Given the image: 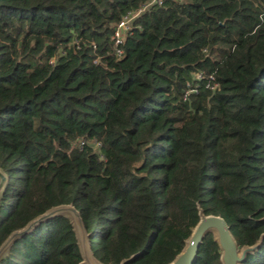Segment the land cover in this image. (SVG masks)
<instances>
[{
  "label": "trees",
  "instance_id": "obj_1",
  "mask_svg": "<svg viewBox=\"0 0 264 264\" xmlns=\"http://www.w3.org/2000/svg\"><path fill=\"white\" fill-rule=\"evenodd\" d=\"M146 2L0 0V244L63 204L103 264H169L197 207L239 249L264 235V0H163L115 56L116 25ZM219 257L209 233L193 264ZM80 261L59 216L0 264ZM241 264H264V237Z\"/></svg>",
  "mask_w": 264,
  "mask_h": 264
},
{
  "label": "water",
  "instance_id": "obj_2",
  "mask_svg": "<svg viewBox=\"0 0 264 264\" xmlns=\"http://www.w3.org/2000/svg\"><path fill=\"white\" fill-rule=\"evenodd\" d=\"M7 177L0 169V198L5 189ZM198 222L194 226L189 238L184 242L182 251L169 264H193L203 238L212 233L219 248L220 264H241L247 255L255 252L262 243L264 235L260 236L258 242L252 246H244L239 249L235 239L230 233L225 220L220 216L205 215L197 207ZM67 218L73 228L81 261L78 264H103L95 259L92 254L89 234L87 233L83 220L78 210L72 205L54 206L44 213L30 220L24 227L11 232L0 244V260L8 253L15 241L27 235L36 226L56 217ZM131 257L121 261L119 264H127Z\"/></svg>",
  "mask_w": 264,
  "mask_h": 264
},
{
  "label": "built area",
  "instance_id": "obj_3",
  "mask_svg": "<svg viewBox=\"0 0 264 264\" xmlns=\"http://www.w3.org/2000/svg\"><path fill=\"white\" fill-rule=\"evenodd\" d=\"M163 2V0H147V2L142 6L141 9L137 11H132L129 12L127 15H125L122 20L116 25L114 33L112 35V43H113V48H114V55L117 57L122 56V50H121V45L123 43V40L126 36V34L129 32L131 29V23L132 21L140 15L143 11L148 9L149 7L153 5H160ZM195 78L197 80L203 79L202 74H196ZM209 82L207 87L210 88L211 90L218 89V84L215 83L214 78L210 76L208 78Z\"/></svg>",
  "mask_w": 264,
  "mask_h": 264
}]
</instances>
